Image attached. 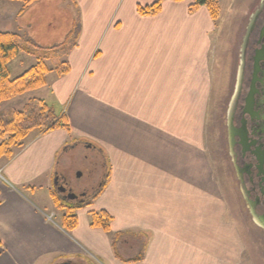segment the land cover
<instances>
[{"label": "crops", "instance_id": "obj_1", "mask_svg": "<svg viewBox=\"0 0 264 264\" xmlns=\"http://www.w3.org/2000/svg\"><path fill=\"white\" fill-rule=\"evenodd\" d=\"M158 1L157 14L138 12ZM193 3L38 0L27 9L48 10L55 20L59 10L80 8V37L66 56L68 71H51L46 86L18 103L53 92L63 105L75 90L78 99L69 115L74 130L33 131L0 159V264H245L248 231L244 220L229 219L204 130L214 89L229 85L239 39L228 75L215 78V20ZM3 6L0 0V15ZM67 22L59 40L71 30ZM17 97L0 110L21 108ZM80 134L102 147L110 171L68 229L54 181L66 176L62 165L78 153L71 140ZM92 211L111 216L109 231L92 225Z\"/></svg>", "mask_w": 264, "mask_h": 264}, {"label": "rangeland", "instance_id": "obj_2", "mask_svg": "<svg viewBox=\"0 0 264 264\" xmlns=\"http://www.w3.org/2000/svg\"><path fill=\"white\" fill-rule=\"evenodd\" d=\"M258 1L259 0H220L221 12L219 18L214 21L216 29L213 31L214 37L212 39L216 49L214 55L216 57V63H214V68L211 72L215 78H220L219 76L223 74L226 76L228 75V71H230L231 68L230 59L233 58V51L238 39L239 42L236 50V60L230 72L231 79L229 85L227 86L225 82L222 84L223 86H219L218 91L216 88L214 89L208 112H206L204 116L205 152L211 162L210 164L212 165L211 167L213 168L215 178L225 196L224 198L229 209V219L244 220L248 231L245 236V264H264V231L254 224V219L247 209L239 186V181L233 169L227 142V115L236 87L246 25ZM19 4H21L20 1L4 0L3 12L0 15V31L17 33L20 36L21 44L32 41L44 47H50L62 43L66 37L62 36L64 38L59 40V37L64 34V32L61 31L63 29L62 24H64V22L67 24L68 20L70 22L68 27L72 28L73 23L81 19V16H79L80 8L78 11V9L75 10L74 6L68 10L66 8H64V10H59L61 17L59 16L58 19L55 20L47 17V15L52 12H48V10L39 12L40 9H37L38 7H34V5L29 11L26 10V12L18 17L19 13L17 8H19ZM68 4L69 3H65V5ZM7 12L9 13L7 14ZM16 13L18 14L16 15ZM28 19L35 21V23L33 25L27 24L26 28L24 23L26 24L25 21ZM38 20L44 21V23H39ZM47 21H50L51 24L48 25L46 23ZM24 31L27 32L24 33ZM53 60L54 59H49L47 61L50 67H54L56 63L60 62L58 58ZM64 60L67 61L66 57ZM35 63L36 57L22 53L10 62L9 67L11 74L16 77ZM52 81L53 78L50 83ZM66 84L72 85L70 79ZM64 97L65 92L62 91L60 98L63 99ZM24 98H26V95L23 94L16 98V102L22 103L21 101H23ZM44 99L52 105L57 112L66 113L69 119V115L70 113L72 114V112H74L75 117L76 110L71 111V109L78 99V90L73 91V93L70 94L69 102H65L63 105H61L60 102L58 103L59 98L56 97L53 92L47 93ZM20 103H18L16 107H21L22 104ZM1 106H3L2 103H0V107ZM69 122L71 129L74 130L71 119ZM84 134H80V136L76 138L73 137L71 140L72 144L75 146L78 145V153L74 158L67 161V166L63 163L62 169H66L65 172L68 181L75 186L76 191L79 192L80 188H88L90 192H95L105 183V176L110 171V162L106 160V154L102 147L95 146L96 144L93 145V142L87 141V138H85L86 135ZM89 146L96 148L95 151L91 150ZM62 154H64V152Z\"/></svg>", "mask_w": 264, "mask_h": 264}, {"label": "trees", "instance_id": "obj_3", "mask_svg": "<svg viewBox=\"0 0 264 264\" xmlns=\"http://www.w3.org/2000/svg\"><path fill=\"white\" fill-rule=\"evenodd\" d=\"M23 3L21 13L38 0H12ZM182 1V0H175ZM201 6H206L213 20L220 16V0H194L191 9L195 10ZM160 1L148 5L138 6L141 15H155L161 10ZM80 37V20L74 22L71 30L66 35L62 43L44 47L37 42H20V36L10 31H0V103L6 102L16 96L23 95L29 91L42 88L47 85V77L51 71L64 74L69 67L65 57L78 44ZM21 53H26L36 57V63L28 67L22 74L12 77L10 62ZM60 60L54 67L48 65L49 59ZM53 60V61H54ZM52 61V62H53ZM55 64V63H54ZM56 129L70 131L71 126L66 113H59L45 99L32 97L21 108L0 110V159H10L17 148L24 145L25 139L33 131L46 133ZM102 189L91 194L77 206L75 201L67 200L63 202L58 193L54 194L55 201L60 206L66 208V216L63 220L65 227L72 229L77 224L76 215L73 212L78 207L89 206L101 193ZM92 225L110 230L111 216L105 212H91ZM132 260V261H136Z\"/></svg>", "mask_w": 264, "mask_h": 264}, {"label": "flooded vegetation", "instance_id": "obj_4", "mask_svg": "<svg viewBox=\"0 0 264 264\" xmlns=\"http://www.w3.org/2000/svg\"><path fill=\"white\" fill-rule=\"evenodd\" d=\"M252 25L247 44L244 85L234 112L236 130L233 153L230 152L234 172L247 209L264 215V0H259L246 25ZM228 142V133H227ZM229 147V144H228ZM55 190L64 200L86 199L88 188L75 190L67 176L57 178ZM76 194V198L70 195ZM246 196V198H245ZM252 216V215H251Z\"/></svg>", "mask_w": 264, "mask_h": 264}, {"label": "water", "instance_id": "obj_5", "mask_svg": "<svg viewBox=\"0 0 264 264\" xmlns=\"http://www.w3.org/2000/svg\"><path fill=\"white\" fill-rule=\"evenodd\" d=\"M251 29H252V25L250 24L249 27L246 29V33L244 35L236 87H235L234 95L232 97V100H231V103L229 106L228 115H227L228 144H229V149H230L231 153L234 152L233 149H234L235 136H236V130L234 129L235 127L233 124V118H234L235 109H236L237 104H238L239 95H240L242 87L244 85L245 70H246V57H247L246 48H247V44H248L249 39H250ZM56 182H57V179L54 181L55 185H56ZM76 197H77L76 194L70 195V198H76ZM245 198H246V196H245ZM250 212H251V215L254 219V222L264 230V215L259 216L256 213V211L253 209V207L250 208Z\"/></svg>", "mask_w": 264, "mask_h": 264}]
</instances>
